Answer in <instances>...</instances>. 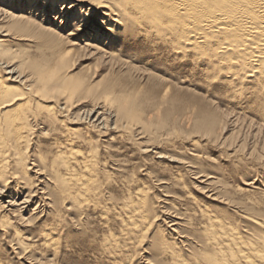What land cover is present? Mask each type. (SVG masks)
Segmentation results:
<instances>
[{"label": "bare ground", "instance_id": "obj_1", "mask_svg": "<svg viewBox=\"0 0 264 264\" xmlns=\"http://www.w3.org/2000/svg\"><path fill=\"white\" fill-rule=\"evenodd\" d=\"M4 2L0 246H16L29 264H81L80 244L118 253L114 234L89 236L96 222L144 235L157 217L145 210L148 192L130 174L108 173L133 155L109 144L122 136L183 167L207 197L250 222L240 228L206 206L163 205L168 236L153 229L145 264H264V219L227 195L216 166L202 167L212 157L198 142L181 144L264 121V0H18L16 11ZM88 57L100 78L72 73ZM169 185L181 182L159 187Z\"/></svg>", "mask_w": 264, "mask_h": 264}, {"label": "rangeland", "instance_id": "obj_2", "mask_svg": "<svg viewBox=\"0 0 264 264\" xmlns=\"http://www.w3.org/2000/svg\"><path fill=\"white\" fill-rule=\"evenodd\" d=\"M17 1L18 0H5L4 4L1 6L16 11L20 6ZM26 10H28V8ZM71 28V26L67 27L65 32ZM31 50L34 51L35 49L31 48ZM19 51L21 52V50ZM92 72H97L95 78L98 74V78L103 74V72H100L95 66L94 61L90 57L81 60L78 59L72 71V73L77 76H88ZM64 121L66 124H69L66 120ZM241 125L242 126L235 129L226 127V131L218 132V139L215 141H212V139L206 135L195 134L181 140V144L183 146H189L192 141L198 142L201 151L212 157V162L203 160L202 167L209 172L212 171L209 170V165L212 164L216 166L215 169H218L217 171L221 174L222 182L226 185L227 195L232 197L235 201H238L247 209H250V212L260 221L264 219V121H261V123L257 125ZM110 136H108V138ZM106 139L107 138L103 139L100 137L98 141ZM117 142L118 143L109 142V144L121 148L123 145L128 146L130 149H133V155L128 158L130 161L125 163L120 169H117L110 163L106 165L112 169L120 170H109L108 173L114 175L116 178L121 174H130L131 178L136 181V186H142L144 190L148 192L147 196L150 206H146L149 210L145 208L146 212H151V215L155 213L157 217L153 220L151 228L143 233L144 235H139L137 232L130 231L122 233L121 229L126 225L122 224L120 221V223H117L112 229L98 225L96 222L95 231L94 233H90L89 236H96L97 239H102L103 242L105 238L114 234L117 240L118 253L102 252L98 250V246L94 247L93 250H89L86 244H84L85 246L80 244L76 246L78 250H76L75 255L79 256L81 254V264H145V261H148L145 258L149 253L148 239L153 234V229L159 226V233L161 235H167L169 231V229L163 226L162 222V220H165V222L169 220L166 219L169 217V214L163 210V205H169L173 209L180 210L183 208L187 209L188 207L195 208L197 206H206L207 209H213L223 214V216L226 215L230 222L237 221L240 228L250 223L239 216L233 207L235 206L234 204L232 206H225L211 200L213 196L211 198L207 197L208 194L212 193H206L201 190L198 186H202V184L191 179L183 167H177L174 162L169 160L151 158L140 152V150L138 151L137 148H139L141 143L139 144L136 137L127 139L119 136ZM125 153L130 152L126 151ZM125 153L123 152V154ZM119 154L120 153L117 155ZM141 164L153 168L155 170L154 176L166 182L153 181L143 176V171L140 170L141 168L139 166ZM122 168H126V170ZM121 171L125 172L122 173ZM118 179L119 178L116 180ZM172 180L180 181L181 185H169L160 189V185H165ZM249 181L254 182L252 185L256 188L248 187L249 190L245 192H238L236 190L238 187H247L244 183ZM260 183H262L263 186H261ZM220 209L221 211H219ZM260 229L264 231V227ZM70 230L72 233H76L73 228ZM127 234L130 237L125 236ZM244 239L249 240V238ZM7 245L8 244L5 242L0 246V264H29L25 261V259H27L25 255L19 257V250L16 246L8 247Z\"/></svg>", "mask_w": 264, "mask_h": 264}]
</instances>
